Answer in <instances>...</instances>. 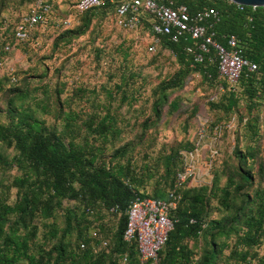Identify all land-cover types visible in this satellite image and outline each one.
Instances as JSON below:
<instances>
[{
    "label": "rangeland",
    "instance_id": "1",
    "mask_svg": "<svg viewBox=\"0 0 264 264\" xmlns=\"http://www.w3.org/2000/svg\"><path fill=\"white\" fill-rule=\"evenodd\" d=\"M50 1L51 22L34 29L32 41L14 42L6 53L0 47L4 66L0 70V123H9L19 108H28L35 115L36 129L55 130L64 140H87L88 147L98 152V162L106 166L125 164L142 180L139 190L149 195L155 190L168 194L176 189L180 199L185 187L211 188L217 176L219 186L224 185L225 172L240 163L236 150L247 156L246 167L253 173V182L243 190H264V98L251 102L241 98L240 105L231 111L213 108L211 97L219 94L215 99L219 102L222 94L197 71L186 75L179 87L163 90L179 64L160 40L154 41L145 26L123 30L116 24L113 8L74 11L72 23L64 26L61 20L77 0ZM34 2L0 0V30L8 31ZM104 116L112 130L102 138L87 124L93 120L94 126ZM198 140L205 145L197 164L199 179L177 187L174 172L183 166L180 151L190 150L188 146L192 149ZM210 149H216L217 154L210 157ZM14 154L13 147L0 140V157L10 161ZM170 154L173 159L168 172ZM3 160L0 194L13 203L17 189L11 181L21 172ZM81 209L76 201H62V207L48 220L58 228L57 237H51L49 228L35 218L36 242L50 249L65 230L68 210L80 213ZM223 214L216 198L209 195L204 225ZM87 218L88 233L99 240L93 242L95 249L106 252L108 262L127 264L120 261V252L114 246L119 215L99 212L93 223L91 216ZM71 222H75L72 216ZM234 238L229 239V247ZM63 239L79 250L76 230ZM188 243L194 244L191 240ZM229 247L224 249L225 256ZM249 251L250 264H264V239ZM229 262L234 264L233 260Z\"/></svg>",
    "mask_w": 264,
    "mask_h": 264
},
{
    "label": "trees",
    "instance_id": "2",
    "mask_svg": "<svg viewBox=\"0 0 264 264\" xmlns=\"http://www.w3.org/2000/svg\"><path fill=\"white\" fill-rule=\"evenodd\" d=\"M47 1L51 3L50 0ZM156 1L173 7L184 4L190 13L213 7L218 17L211 27L214 38L223 42L225 37L234 35L238 40L240 54L258 66L257 72H243L235 87H231L218 73L214 50L205 55L202 62H196L185 49L193 43L192 39L181 37L174 41L168 34H161L159 37L162 45L175 55L179 64V69L163 86V90L179 87L186 75L197 71L222 94L221 101L215 100L219 94L210 100L213 108L231 111L240 105L241 98H246L249 102L264 98V6L240 7L229 0ZM51 5L53 10V4ZM104 8L114 10V2L106 1L99 6L77 12H92ZM20 20L21 18L8 31L4 30V39L0 41L1 52L6 53V43L16 42L13 31ZM140 26H145L153 36L147 18L142 19ZM32 35L33 31L29 40L16 44L32 41ZM158 110L156 112L159 116ZM16 111L9 123H0V140L15 150L10 161L3 160L2 157L0 159L6 165L16 166L21 172L11 181V185L17 189L15 201L9 203L0 194V264H114L112 261L108 262L106 252L95 249L93 242L99 240L87 231V217L91 216L93 223L96 219L93 217L103 211L119 215L114 246L119 250L120 256L127 254L125 263L148 264L139 261L135 242L127 243L123 240L126 210L136 196L166 199L167 194L160 190H155L151 195L141 192L139 186L142 180L132 174L125 164L106 166L103 162H98V152L88 147L87 140L84 143L73 138L64 140L55 130L36 129V118L32 110L24 107ZM106 120L104 116L94 126L91 120L87 128H91V131L102 138L106 137V131L112 130L111 124ZM176 152L177 150L174 154ZM235 153L240 156V163L225 172L224 185L219 186L217 176L211 188L202 186L183 189V195L177 200V206L171 213L176 222L159 251V264H220L222 260H225L224 264H230L231 260L234 264H250L249 250L264 239V190L253 193L243 190L248 183L253 182V173L246 167L247 156L241 150H236ZM172 159L170 154L166 163L168 172ZM182 167L174 172V178ZM176 193L178 195V191ZM209 195L216 198L219 208L225 214L210 219L204 225ZM64 199L78 202L82 209L80 213L68 210L65 230L60 240L47 250L36 242L38 225L33 220L40 218L43 226L49 228V235L57 237L58 228L48 220L57 208L62 207ZM253 204L257 205L255 209ZM111 207H115L116 211H110ZM71 216L75 219L74 223L71 222ZM71 230H76V246L79 250L63 239ZM232 236L235 238L229 247L228 241ZM189 240L194 244L189 245ZM227 247L229 253L225 256L223 253Z\"/></svg>",
    "mask_w": 264,
    "mask_h": 264
},
{
    "label": "built area",
    "instance_id": "3",
    "mask_svg": "<svg viewBox=\"0 0 264 264\" xmlns=\"http://www.w3.org/2000/svg\"><path fill=\"white\" fill-rule=\"evenodd\" d=\"M106 1L114 2V16L116 24L124 30L137 29L142 19L147 18L153 32L155 42L160 40L161 34H168L174 41L181 37L193 40L186 46V51L192 54L193 60L202 62L205 55L214 50L217 58L218 73L226 82L235 87L243 72H257L255 62L248 60L240 54L237 47L238 40L234 35L224 38L220 42L214 38L211 27L217 21V11L206 8L195 13H190L184 4L175 7L156 0H78L69 8L68 14L61 20V24L69 26L73 19L74 11H84L94 6H99ZM240 7L243 5L238 4ZM52 5L47 0H35L31 9L21 17L13 31L16 42L26 41L31 38V33L38 27H45L51 22ZM5 32L0 30V41H3ZM12 44L6 43L4 51L9 52ZM0 59V70L3 68ZM264 78V75H263ZM14 79V78H13ZM223 90L222 87L219 88ZM213 96L211 99H215ZM200 138L203 134H199ZM205 152V145L198 140L190 150H181L183 167L177 172L175 181L177 187L187 180L198 181L200 172L198 162ZM210 157L217 154L216 149L209 150ZM177 190H171L166 199L136 196L126 210L127 222L123 231V240L136 244L139 261L148 264H159L161 257L159 251L174 228L176 219L171 216L172 210L177 206ZM110 211H116L111 207ZM84 247V244H81ZM120 261H127V254L120 257Z\"/></svg>",
    "mask_w": 264,
    "mask_h": 264
},
{
    "label": "water",
    "instance_id": "4",
    "mask_svg": "<svg viewBox=\"0 0 264 264\" xmlns=\"http://www.w3.org/2000/svg\"><path fill=\"white\" fill-rule=\"evenodd\" d=\"M229 1L236 4L252 6V7L264 6V0H229Z\"/></svg>",
    "mask_w": 264,
    "mask_h": 264
},
{
    "label": "crops",
    "instance_id": "5",
    "mask_svg": "<svg viewBox=\"0 0 264 264\" xmlns=\"http://www.w3.org/2000/svg\"><path fill=\"white\" fill-rule=\"evenodd\" d=\"M191 183H193V180L191 181ZM191 242H192V240H191ZM189 245H191V243H189Z\"/></svg>",
    "mask_w": 264,
    "mask_h": 264
}]
</instances>
